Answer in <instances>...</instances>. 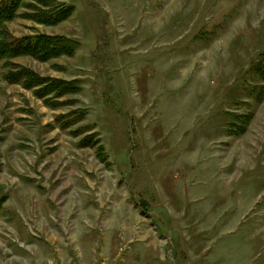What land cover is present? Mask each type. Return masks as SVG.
Wrapping results in <instances>:
<instances>
[{"label":"rangeland","instance_id":"obj_1","mask_svg":"<svg viewBox=\"0 0 264 264\" xmlns=\"http://www.w3.org/2000/svg\"><path fill=\"white\" fill-rule=\"evenodd\" d=\"M3 1L0 264H264V0Z\"/></svg>","mask_w":264,"mask_h":264},{"label":"trees","instance_id":"obj_2","mask_svg":"<svg viewBox=\"0 0 264 264\" xmlns=\"http://www.w3.org/2000/svg\"><path fill=\"white\" fill-rule=\"evenodd\" d=\"M3 4V7H2ZM7 5H10L7 3V1H3L0 3V23L3 19V15H4V10L6 8ZM52 18V19H50ZM57 18H54V15L48 14L47 17H45V21L46 22H50L52 23L53 21H55ZM52 20V21H51ZM59 20V19H58ZM0 30H1V26H0ZM44 41H43V46L48 45L49 46H53L52 48H57V51H63L66 49V47L68 46L66 43H69L68 41L62 39L61 37H43ZM39 40H35V42L32 43V45L38 44ZM44 50V48H43ZM261 71L263 72L264 75V67L263 69H261Z\"/></svg>","mask_w":264,"mask_h":264}]
</instances>
